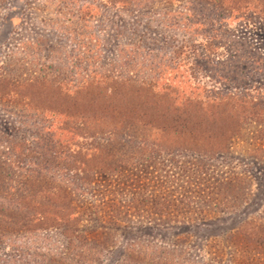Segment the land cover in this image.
Here are the masks:
<instances>
[{"label":"rangeland","instance_id":"374dc122","mask_svg":"<svg viewBox=\"0 0 264 264\" xmlns=\"http://www.w3.org/2000/svg\"><path fill=\"white\" fill-rule=\"evenodd\" d=\"M135 45L129 69L155 83L162 72L157 88L168 82L201 106L225 96L264 102L257 9L230 1L0 0V78L9 81H0V264H264L261 117L238 114L209 154L168 150L173 136L126 120L106 143L112 168L90 172L73 154L88 139L43 136L49 118L15 93L23 78L104 70L118 63L120 48ZM222 127L192 136L213 142ZM60 204L73 221L34 224L43 206Z\"/></svg>","mask_w":264,"mask_h":264},{"label":"trees","instance_id":"16d2710c","mask_svg":"<svg viewBox=\"0 0 264 264\" xmlns=\"http://www.w3.org/2000/svg\"><path fill=\"white\" fill-rule=\"evenodd\" d=\"M198 1L239 3L243 7L257 9L264 16V0ZM134 47L120 48L118 63L110 64L104 70L94 67L76 78L65 76V73L60 78L54 74L23 78L20 89L15 92L19 97L26 98L27 102L29 99L33 103L35 113L49 118L48 123L40 128L43 136L70 139L78 135L88 139L83 145L77 144L73 153L77 164L84 166L83 170L91 172L92 169L112 168L107 162L114 158V154L110 153L106 143L118 139L117 135H120L126 120H136L143 129H153L155 135L165 132L164 135L168 133L173 136L168 139V150L189 149L202 154L213 153L215 148H220L223 136L237 127L238 114L249 118L261 117L264 121V102L260 107H253L241 97L233 99L234 97L225 96L216 104L206 103V106H201L202 102L194 98V95L189 96L182 88L174 89L168 82L160 83V88H157L158 78L162 75L160 71L157 73L156 83L140 79L128 67L140 46ZM96 53L94 52V57ZM0 81H7L6 77L2 76ZM8 83L9 81L6 82ZM228 98L233 102L228 104ZM224 117L227 120L221 125ZM219 126L223 127L218 133L213 132L212 135L216 136L213 142L200 138L201 134L198 137L196 134L192 136L193 132L210 133L212 128ZM103 137L106 140L104 142L101 140ZM65 205L60 204L54 208L43 206L42 211L39 209V217L33 218L34 224L42 227L62 226L67 219L73 221L68 218V206ZM23 206L24 210L28 208V205ZM62 216L67 219L60 223ZM64 228L66 234L73 231L69 227Z\"/></svg>","mask_w":264,"mask_h":264}]
</instances>
